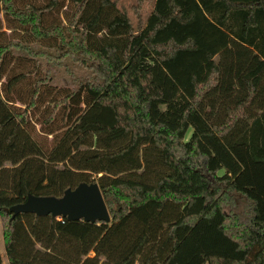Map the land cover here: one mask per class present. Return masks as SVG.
<instances>
[{
  "label": "trees",
  "instance_id": "obj_1",
  "mask_svg": "<svg viewBox=\"0 0 264 264\" xmlns=\"http://www.w3.org/2000/svg\"><path fill=\"white\" fill-rule=\"evenodd\" d=\"M153 1L135 25L118 0H0L9 264H264V0ZM38 55L104 82L56 88ZM95 180L110 221L10 209Z\"/></svg>",
  "mask_w": 264,
  "mask_h": 264
},
{
  "label": "water",
  "instance_id": "obj_2",
  "mask_svg": "<svg viewBox=\"0 0 264 264\" xmlns=\"http://www.w3.org/2000/svg\"><path fill=\"white\" fill-rule=\"evenodd\" d=\"M13 213L32 211L36 214L67 215L71 218L112 219L109 207L97 181L82 182L67 189L62 196L28 194L26 199L10 206Z\"/></svg>",
  "mask_w": 264,
  "mask_h": 264
},
{
  "label": "rangeland",
  "instance_id": "obj_3",
  "mask_svg": "<svg viewBox=\"0 0 264 264\" xmlns=\"http://www.w3.org/2000/svg\"><path fill=\"white\" fill-rule=\"evenodd\" d=\"M36 1L42 2V0H36ZM136 3H137V0H118L119 6L128 11L135 25H137L138 20H139L138 14L135 12V9H134V5ZM153 7H154L153 0H145V2L143 3L142 8H141V14L145 21L147 20ZM17 37H19V35ZM32 47L35 50L37 49V45L35 43H32ZM14 52L15 54H17L22 51L20 49L14 48ZM37 57L39 61L41 62V64L43 65V68L48 72L49 76L51 77L50 82L56 88L61 87V90L64 87L77 89L82 82H87V81H90L93 84H102L104 82L103 77L99 76V74L95 72L93 69L84 65L80 60H76V59H72L68 57L47 59L43 55H38ZM41 117L42 116H40L39 118ZM39 126L40 124H36V131L37 129H39ZM191 132H192V129L188 131L187 138L190 137ZM49 138L50 136L43 137V139H46L47 141L49 140ZM223 171L224 170H221L220 172H223ZM94 179L95 178H93V180ZM3 229L4 227H3V223L0 217V252H1L3 264H9L4 247H3V238H2Z\"/></svg>",
  "mask_w": 264,
  "mask_h": 264
}]
</instances>
